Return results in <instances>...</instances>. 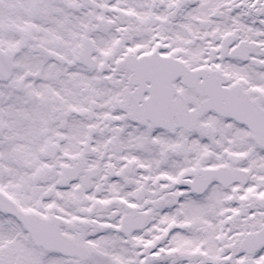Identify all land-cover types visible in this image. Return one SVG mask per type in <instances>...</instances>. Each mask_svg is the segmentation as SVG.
<instances>
[{
	"label": "snow or ice",
	"instance_id": "6c2138e0",
	"mask_svg": "<svg viewBox=\"0 0 264 264\" xmlns=\"http://www.w3.org/2000/svg\"><path fill=\"white\" fill-rule=\"evenodd\" d=\"M0 264H264V0H0Z\"/></svg>",
	"mask_w": 264,
	"mask_h": 264
}]
</instances>
